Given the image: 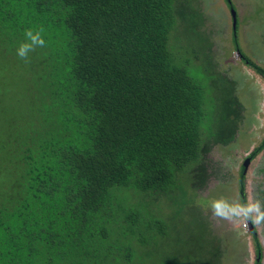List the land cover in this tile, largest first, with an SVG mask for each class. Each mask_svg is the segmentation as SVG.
I'll return each mask as SVG.
<instances>
[{"label": "trees", "instance_id": "16d2710c", "mask_svg": "<svg viewBox=\"0 0 264 264\" xmlns=\"http://www.w3.org/2000/svg\"><path fill=\"white\" fill-rule=\"evenodd\" d=\"M225 2L234 21L236 6ZM191 6L189 0H0V264L123 258L133 264L130 240L138 233L114 227L113 217L141 213L130 203L135 194L177 186L178 175L201 157L204 125L215 144L232 137L226 128L238 113L232 88L215 81L211 88L209 74L198 82L171 52L177 22L196 24ZM238 18L235 50L264 79V68L241 49ZM28 29H43L46 42L30 53V63L16 54ZM206 93L211 105L204 111ZM263 151L264 141L250 158ZM199 177L193 174V184ZM254 239L261 264L257 231ZM139 242L147 246L146 238ZM157 246L147 253L157 254ZM167 257L163 264L181 263Z\"/></svg>", "mask_w": 264, "mask_h": 264}, {"label": "rangeland", "instance_id": "374dc122", "mask_svg": "<svg viewBox=\"0 0 264 264\" xmlns=\"http://www.w3.org/2000/svg\"><path fill=\"white\" fill-rule=\"evenodd\" d=\"M189 2L196 24L177 22L169 35L171 52L175 61L184 65L198 82L204 83L203 79L209 74L211 77L206 83L211 88L214 81L232 88L231 100H236L232 108L238 112L232 126H226L233 133L232 137L229 136L225 143L215 144L212 138L209 139L208 125H204L199 132L204 141L201 157L178 175L177 186L170 193L147 197L134 193L130 203L135 207L141 206V213L134 209L131 219L127 218L128 214L126 219L121 212L118 214L120 218L115 214L117 219L113 217V226L123 227V231L130 227L138 233L139 240L147 239L145 247L137 238L130 240L132 248L129 253L131 256L134 253L133 264H163L162 260H167V255L172 259L178 257L179 264H254L253 236L242 227L248 220L217 218L212 213L211 202L223 196L232 203H240L242 164L264 141V79L246 67L235 50L231 40L234 22L225 0ZM232 3L238 11L241 49L264 68V0H232ZM216 98L222 100L221 95ZM210 101L206 93L204 111L211 105ZM195 172L200 177L193 184ZM246 190L248 200L264 196V152L250 164ZM120 194L117 193L118 198ZM157 222L166 226L162 233L155 230ZM256 226L262 242L264 264V223ZM179 231L181 234L177 233ZM165 232H168L171 243L163 240ZM156 245L154 251L161 258L147 253ZM124 260L122 262L126 264ZM122 262L108 259L101 264Z\"/></svg>", "mask_w": 264, "mask_h": 264}, {"label": "clouds", "instance_id": "9594fccd", "mask_svg": "<svg viewBox=\"0 0 264 264\" xmlns=\"http://www.w3.org/2000/svg\"><path fill=\"white\" fill-rule=\"evenodd\" d=\"M42 32L43 29L37 31L28 29L25 31V40L16 49V54L21 60L30 63V53L35 52L37 48L46 46ZM211 210L215 217L223 220L231 221L243 218L252 220L257 225L264 223V200L261 199L250 198L247 202L232 203L226 197L222 196L213 199L211 202ZM247 224L248 228H243L245 232L249 229V222Z\"/></svg>", "mask_w": 264, "mask_h": 264}, {"label": "flooded vegetation", "instance_id": "af4514ba", "mask_svg": "<svg viewBox=\"0 0 264 264\" xmlns=\"http://www.w3.org/2000/svg\"><path fill=\"white\" fill-rule=\"evenodd\" d=\"M255 150V149H254ZM264 152V151H263ZM247 159H251L250 158V156H249V158H246V160ZM245 160V161H246ZM245 161H244V163L242 164L243 166H242V168H243V174L245 175V176H247V172H248V170H249V168H248V170H247V172H246V169H245V167H244V164H245ZM253 162V160L251 159V163ZM250 167V166H249ZM242 171V170H241ZM241 177V176H240ZM246 195H247V190H246ZM239 196H240V190H239ZM241 197H240V203L242 202L241 201ZM261 200H264V196L262 197V199ZM248 201V196L246 197V202ZM248 222H249V229H248V231L247 232H249V233H252V236H253V240H254V244H255V239H254V231L256 232L257 231V226H256V224L255 223H253L252 222V220H248ZM253 227V228H252ZM257 235H258V231H257ZM258 238H259V235H258ZM259 241H260V238H259ZM260 245H261V247H262V242L260 241ZM255 252H256V260L254 261V264L257 262V260H259V258H257L258 257V255H257V247H256V245H255ZM263 255V247H262V252H261V256ZM261 264H262V257H261Z\"/></svg>", "mask_w": 264, "mask_h": 264}, {"label": "water", "instance_id": "95a60500", "mask_svg": "<svg viewBox=\"0 0 264 264\" xmlns=\"http://www.w3.org/2000/svg\"><path fill=\"white\" fill-rule=\"evenodd\" d=\"M232 13H233V19H234V21H233V22H234V28H236V27H237V13H236V11L233 10V9H232ZM250 164H251V159H247V160L245 161V164H244V167H245V169H246V172H247V170H248ZM252 228H253V227H252Z\"/></svg>", "mask_w": 264, "mask_h": 264}, {"label": "built area", "instance_id": "2783aa9c", "mask_svg": "<svg viewBox=\"0 0 264 264\" xmlns=\"http://www.w3.org/2000/svg\"><path fill=\"white\" fill-rule=\"evenodd\" d=\"M243 228L247 229L248 228V224L247 223L243 224Z\"/></svg>", "mask_w": 264, "mask_h": 264}]
</instances>
